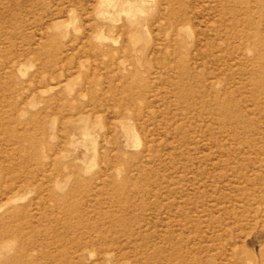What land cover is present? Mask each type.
Segmentation results:
<instances>
[{
    "label": "rangeland",
    "instance_id": "obj_1",
    "mask_svg": "<svg viewBox=\"0 0 264 264\" xmlns=\"http://www.w3.org/2000/svg\"><path fill=\"white\" fill-rule=\"evenodd\" d=\"M230 6L0 0V264H264V58Z\"/></svg>",
    "mask_w": 264,
    "mask_h": 264
},
{
    "label": "bare ground",
    "instance_id": "obj_2",
    "mask_svg": "<svg viewBox=\"0 0 264 264\" xmlns=\"http://www.w3.org/2000/svg\"><path fill=\"white\" fill-rule=\"evenodd\" d=\"M230 3L231 28L237 26L235 20L241 11L243 20L241 26L244 29L251 27L254 31V38H252L250 46L258 59L264 58V0H230ZM251 36H253V32Z\"/></svg>",
    "mask_w": 264,
    "mask_h": 264
}]
</instances>
